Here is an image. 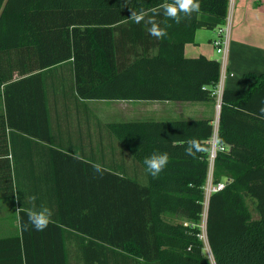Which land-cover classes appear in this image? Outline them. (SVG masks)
Returning <instances> with one entry per match:
<instances>
[{
  "label": "trees",
  "instance_id": "1",
  "mask_svg": "<svg viewBox=\"0 0 264 264\" xmlns=\"http://www.w3.org/2000/svg\"><path fill=\"white\" fill-rule=\"evenodd\" d=\"M164 2L171 0H0V97L4 100L0 136L6 152L0 198L12 197L18 190L8 141L12 132L26 129L13 118L26 111L42 116L47 100L43 73L59 64L72 63L80 99H215L219 59L187 57L185 45L195 40L198 29L214 30L224 23L229 1L199 0V12L180 24L156 16L168 33L158 40L149 35L148 24L130 19V11L158 8ZM248 76L253 82L247 89L227 88L222 95L218 136L228 149L215 158L213 180L225 181V186L211 193L206 218L214 262L204 254L205 243L199 236L209 171L207 140L214 131L212 119L205 118L110 123L138 162L145 166L146 157L167 152L169 163L157 178L148 173L146 184L104 168L99 186L71 189L68 195L61 189V196L86 200L76 204L75 217L61 219L88 241L85 260L264 264V118L259 115L264 72ZM190 139L198 140L205 150L194 157L186 155ZM249 202L258 212L255 217ZM168 214L185 221L170 220ZM26 223L22 211L21 226ZM53 226L59 227L54 222L48 225ZM27 232L22 229V236L0 238V264H49L58 259L65 263L63 235L61 253H52L31 251Z\"/></svg>",
  "mask_w": 264,
  "mask_h": 264
},
{
  "label": "crops",
  "instance_id": "2",
  "mask_svg": "<svg viewBox=\"0 0 264 264\" xmlns=\"http://www.w3.org/2000/svg\"><path fill=\"white\" fill-rule=\"evenodd\" d=\"M213 31H216L214 29ZM216 33L198 29L195 40L186 43L185 55H205L218 59L212 43ZM264 72V0H235L224 89H247L253 82L249 73ZM232 73L233 75H231ZM47 100L42 116L33 111L20 113L13 121L26 130L10 134L9 153L15 194L0 198V238L22 236L21 212L28 209L51 211V222L59 227L36 231L28 227L31 251L61 253L62 235L67 258L64 264H92L83 252L90 247L80 233L62 224V218L74 216L76 204L86 200L68 197L71 189H91L100 184L93 164L120 175L148 182L146 167L134 159L110 127L111 122L130 120L219 119L217 101L179 100H105L80 99L74 89V71L70 61L44 71ZM37 104L32 105L35 109ZM4 100L0 97V113ZM1 130V121H0ZM5 146L0 136V175ZM0 183L3 181L0 180ZM61 189L67 195L61 196ZM75 191V190H74ZM35 196V201L30 197ZM77 202V203H76ZM80 207V206H79ZM78 207V209H79ZM61 255V254H59ZM49 264H62V260ZM107 264H117L107 261ZM119 264H126L121 261Z\"/></svg>",
  "mask_w": 264,
  "mask_h": 264
},
{
  "label": "clouds",
  "instance_id": "3",
  "mask_svg": "<svg viewBox=\"0 0 264 264\" xmlns=\"http://www.w3.org/2000/svg\"><path fill=\"white\" fill-rule=\"evenodd\" d=\"M199 0H171V2H164L159 5L158 8L150 10L141 9L139 12L130 11V19L136 24L146 23L150 27L148 33L150 36L156 39H163L167 36V27H161L160 22L157 21L156 16L163 15L167 20H171L176 24L182 23L186 18H190L193 13L199 12L200 10ZM167 24V21H165ZM170 26V25H167ZM259 115L264 118V101L259 109ZM185 148V154L188 156H195L197 152L205 150L200 145V142L196 139H190L187 142ZM223 141L217 135L214 137V147L218 151L223 150ZM169 163V154L164 153H153L144 159V164L148 173L153 177L157 178L159 174L167 167ZM93 170L96 173L103 174L104 168L100 164H93ZM32 201H35L36 197H30ZM24 211L23 209H19ZM27 223L22 225L23 230H28L29 225L36 231H44L51 222L52 213L49 209L43 208L40 210L28 209Z\"/></svg>",
  "mask_w": 264,
  "mask_h": 264
},
{
  "label": "built area",
  "instance_id": "4",
  "mask_svg": "<svg viewBox=\"0 0 264 264\" xmlns=\"http://www.w3.org/2000/svg\"><path fill=\"white\" fill-rule=\"evenodd\" d=\"M229 7L228 13L225 18V22L218 25L216 27V37L212 40V43L217 51L220 54V65H221V74L218 83L215 85L212 93L217 101V109L220 112L221 109V102H222V95L224 91V81L227 75V64H228V55H229V47H230V36H231V29H232V10L235 0H228ZM233 75L232 73H230ZM214 131L212 136L207 140L208 148V161H209V171L206 183L204 185V195H205V211L203 212L202 219H203V226L201 228V232L199 233L200 238L209 246L207 232H206V218H207V205L208 199L212 192L221 190L225 186V181H221L215 183L213 180V171H214V161L217 157L218 150L214 147V137L218 135V127H219V119L214 122ZM223 150H227V145H222ZM188 224V222H186ZM210 247V246H209ZM211 250V249H210Z\"/></svg>",
  "mask_w": 264,
  "mask_h": 264
},
{
  "label": "rangeland",
  "instance_id": "5",
  "mask_svg": "<svg viewBox=\"0 0 264 264\" xmlns=\"http://www.w3.org/2000/svg\"><path fill=\"white\" fill-rule=\"evenodd\" d=\"M209 32H211V33H216V31H213V30H211V29H207ZM217 55L219 56V58H220V54L219 53H217ZM218 58V59H219ZM250 203V208H251V210H252V214L254 215V217L255 216H257L258 215V212H257V210H256V208H255V205H254V203H252V202H249ZM166 218H168V219H170V220H173V221H185L183 218H181V217H177V216H172V215H166ZM199 224H200V226L202 227L203 226V219L199 222ZM204 254L212 261V262H214V258H213V255H212V252H211V250H210V247L205 243V249H204ZM214 264V263H213Z\"/></svg>",
  "mask_w": 264,
  "mask_h": 264
}]
</instances>
